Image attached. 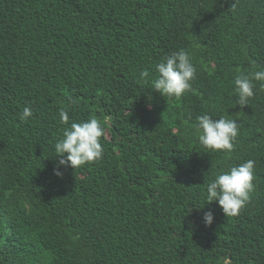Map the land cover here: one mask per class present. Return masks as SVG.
<instances>
[{"label": "trees", "instance_id": "16d2710c", "mask_svg": "<svg viewBox=\"0 0 264 264\" xmlns=\"http://www.w3.org/2000/svg\"><path fill=\"white\" fill-rule=\"evenodd\" d=\"M180 49L191 91L161 96ZM258 70L264 0H0V264H264V81L243 107L234 85ZM61 109L100 121L102 159L59 166ZM204 114L237 121L232 151L199 143ZM248 159L255 190L225 216L207 182Z\"/></svg>", "mask_w": 264, "mask_h": 264}, {"label": "clouds", "instance_id": "9594fccd", "mask_svg": "<svg viewBox=\"0 0 264 264\" xmlns=\"http://www.w3.org/2000/svg\"><path fill=\"white\" fill-rule=\"evenodd\" d=\"M157 76L151 80V89L161 96L179 98L191 91V82L197 75V68L192 62L190 54L185 49L165 56L156 66ZM141 78L149 76L147 71L140 73ZM254 81H264V70H258L249 75H239L234 80L235 92L238 95L237 104L241 107L248 105L254 96ZM264 87V85H262ZM32 116V109L25 107L20 119L26 120ZM61 123L65 125L62 137L55 144L56 157L59 166L73 169L102 159L103 146L100 139L105 129L96 118L69 124V114L59 111ZM195 125L199 143L212 151L230 152L234 147V140L239 134V124L234 119L221 115L213 119L204 114L196 118ZM255 161L248 159L238 166L222 171L206 185V200L215 202L222 209L225 216H236L246 206L251 193L255 190L253 183ZM54 175L61 176L59 168L54 169ZM214 215L205 212L203 222L205 226L213 223Z\"/></svg>", "mask_w": 264, "mask_h": 264}]
</instances>
